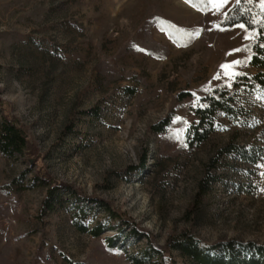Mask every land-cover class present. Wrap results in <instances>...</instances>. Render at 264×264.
Returning a JSON list of instances; mask_svg holds the SVG:
<instances>
[{
	"label": "rangeland",
	"instance_id": "374dc122",
	"mask_svg": "<svg viewBox=\"0 0 264 264\" xmlns=\"http://www.w3.org/2000/svg\"><path fill=\"white\" fill-rule=\"evenodd\" d=\"M231 6L204 18L181 0H0V125L3 117L17 123L34 152L0 156V189L11 186L0 192V264H126L106 251L116 232L94 238L76 228L107 219L93 200L125 213L161 248L187 229L208 243L264 244V157L256 166L220 158L212 169L218 182L190 219L195 226L186 218L220 150L264 149V94L233 89L239 120L219 114L216 132L195 151L153 130L170 120L184 135L197 123L191 94L233 81L221 65L239 61L252 38L222 25ZM156 8L202 34L178 48L156 28L143 29ZM145 36L165 50L163 58L125 50ZM36 174L61 185L71 211L39 218L48 188H27Z\"/></svg>",
	"mask_w": 264,
	"mask_h": 264
},
{
	"label": "trees",
	"instance_id": "16d2710c",
	"mask_svg": "<svg viewBox=\"0 0 264 264\" xmlns=\"http://www.w3.org/2000/svg\"><path fill=\"white\" fill-rule=\"evenodd\" d=\"M181 1L185 2V0ZM188 5L200 12L204 18L210 12L203 0H191V4ZM241 24L245 26L244 29L252 38V42L241 49L239 65L242 71L240 70V75L236 76L229 85H218L204 90L195 97L191 94L195 100L198 98V103L196 101V106L192 109L197 123L187 128L184 135L178 136L173 131V123L170 120L153 127L156 134L182 139V143L187 148L195 151L201 148L216 132V119L219 114L234 121L239 120L241 109L235 106L236 100L231 95L233 89L241 90L249 96L264 94V10L260 8L259 0H251V2L241 0L239 4L236 3V0H232V6L227 11L222 25L233 28ZM144 27L143 29L147 31L156 28L178 48L191 46L202 34V30L199 29L186 30L176 26L164 18L157 8L152 11L149 21ZM197 30L199 35H193ZM125 50L135 53L145 52L157 59H161L165 55V50L155 45L148 36H145L142 42L134 39L131 44L126 46ZM246 68L253 69L257 73L243 72V69ZM180 98L183 101L190 98V94L186 93ZM3 118L4 121L0 125V156L21 159L26 156L33 157L34 152H32L22 129L11 119ZM176 124L174 123V125ZM224 156H233L248 165L256 166L264 157V149L230 144L219 151L217 157L207 167L206 176L198 185L195 201L186 214V218L194 226V221L190 219L195 216L199 202L210 193L214 184L218 182L212 175V169ZM38 182L48 188L46 198L39 211V218H44L50 213L63 209H71L68 203L62 201L60 195L62 188L59 187L61 185L47 180L40 174H36L32 184L27 188L35 186ZM10 189L11 186H5L0 189V192L8 194ZM71 194L75 199H86L80 192L72 191ZM91 202L103 209L107 219L93 227H84L81 223H75L76 228L82 233H89L94 238H99L106 231L116 232L117 236L106 240V251L112 256H121L126 264H264V244L239 239L208 243L194 229H187L177 235H172L166 241L165 247L161 248L149 232L139 228L132 219L125 213L116 210L109 202L98 200ZM74 218H77L75 213ZM143 241L144 243H141ZM140 245L141 247L131 251L135 246ZM69 264L73 263L69 261Z\"/></svg>",
	"mask_w": 264,
	"mask_h": 264
},
{
	"label": "snow or ice",
	"instance_id": "6c2138e0",
	"mask_svg": "<svg viewBox=\"0 0 264 264\" xmlns=\"http://www.w3.org/2000/svg\"><path fill=\"white\" fill-rule=\"evenodd\" d=\"M203 2L206 4V6L209 7L210 10H214L216 12H219L226 4H228L229 0H203ZM241 0H236V3L239 4ZM251 2V0H249ZM185 3L191 4V0H185ZM259 6L262 10H264V0H259ZM240 28H244L245 26L243 24L239 25ZM193 35H199V31L193 33ZM246 39L249 37H245ZM237 51H239L237 49ZM240 64V61H233L231 64H222L221 69L223 70L224 74L229 79H234L236 76L240 75L239 73L234 71V66ZM214 79H219V77H214ZM195 93H193V96L195 97ZM198 103V98H197ZM196 106V103L193 104V107ZM181 121L180 117H176L174 122ZM184 124H187V121H183Z\"/></svg>",
	"mask_w": 264,
	"mask_h": 264
}]
</instances>
